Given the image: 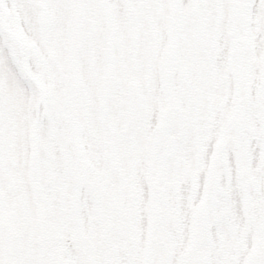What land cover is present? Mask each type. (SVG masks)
<instances>
[{"label": "rangeland", "instance_id": "374dc122", "mask_svg": "<svg viewBox=\"0 0 264 264\" xmlns=\"http://www.w3.org/2000/svg\"><path fill=\"white\" fill-rule=\"evenodd\" d=\"M0 264H264V0H0Z\"/></svg>", "mask_w": 264, "mask_h": 264}, {"label": "trees", "instance_id": "16d2710c", "mask_svg": "<svg viewBox=\"0 0 264 264\" xmlns=\"http://www.w3.org/2000/svg\"><path fill=\"white\" fill-rule=\"evenodd\" d=\"M176 27L177 26H175V24H174V28L175 29H176ZM166 49L168 50V46H167ZM170 50H172V48ZM171 56H172V52H171L170 55L168 54L167 57H166V61H165L166 70H167V68L169 70L172 69V68L170 69V67H172ZM169 70L166 72V76H168V74L170 72ZM163 86H164V89L163 90H164V95H165V98H166V103H165L163 109L161 110V113H162V118L164 120H166V119H168L167 114L172 109L171 106H172V98L174 96V90H173L172 82L169 81L168 77H165L164 78V84H163ZM164 123L166 124V122H164ZM165 127H166V125H163L162 126L163 129ZM164 152L165 151L164 150H161V147H160V148L155 149L154 154L157 155V157L161 158L163 156V153ZM72 216H73V214H72Z\"/></svg>", "mask_w": 264, "mask_h": 264}]
</instances>
